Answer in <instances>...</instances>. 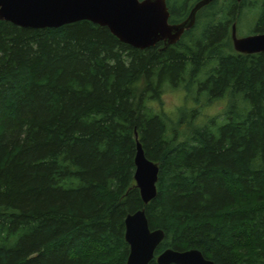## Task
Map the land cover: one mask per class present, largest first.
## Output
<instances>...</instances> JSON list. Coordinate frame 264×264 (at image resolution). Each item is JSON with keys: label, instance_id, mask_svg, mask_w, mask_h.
I'll return each instance as SVG.
<instances>
[{"label": "trees", "instance_id": "obj_1", "mask_svg": "<svg viewBox=\"0 0 264 264\" xmlns=\"http://www.w3.org/2000/svg\"><path fill=\"white\" fill-rule=\"evenodd\" d=\"M198 1L166 0L169 23ZM233 24L264 34V0H213L177 43L144 50L89 21H0V264H125L141 209L164 232L149 264L169 248L264 264V53L236 52ZM166 88L184 94L175 117L151 106ZM135 133L159 168L147 205Z\"/></svg>", "mask_w": 264, "mask_h": 264}, {"label": "water", "instance_id": "obj_2", "mask_svg": "<svg viewBox=\"0 0 264 264\" xmlns=\"http://www.w3.org/2000/svg\"><path fill=\"white\" fill-rule=\"evenodd\" d=\"M212 1H198L186 19L172 24L166 0H0V21L32 29L59 28L89 21L106 27L122 43L144 50L159 43L164 47L177 43L184 32L193 27L197 12ZM231 41L238 53H264V34L238 37L233 24ZM135 138L133 180L143 204L147 205L157 195L159 168L146 158L136 133ZM124 228V239L129 247L125 264H149L164 232L149 229L144 209L127 215ZM155 260L157 264H214L197 249L175 251L169 248Z\"/></svg>", "mask_w": 264, "mask_h": 264}, {"label": "rangeland", "instance_id": "obj_3", "mask_svg": "<svg viewBox=\"0 0 264 264\" xmlns=\"http://www.w3.org/2000/svg\"><path fill=\"white\" fill-rule=\"evenodd\" d=\"M242 29L244 30L245 26H243ZM237 36L242 37L241 35L239 36L238 34ZM223 105L224 102L222 101L215 102L212 105L211 109H208L206 111V114L213 115V114H217L218 112L221 113L223 110ZM151 106L157 111L162 109L167 114L171 115L172 117H175L176 116L175 113L177 109L182 106H185L184 94L181 90H171L169 88H166L161 96L160 103L155 102L151 104Z\"/></svg>", "mask_w": 264, "mask_h": 264}]
</instances>
